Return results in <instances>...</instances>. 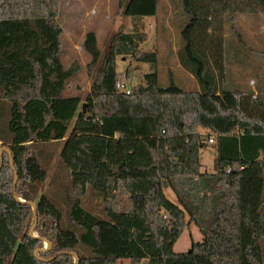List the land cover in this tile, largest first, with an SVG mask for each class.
I'll return each mask as SVG.
<instances>
[{
	"label": "trees",
	"instance_id": "obj_1",
	"mask_svg": "<svg viewBox=\"0 0 264 264\" xmlns=\"http://www.w3.org/2000/svg\"><path fill=\"white\" fill-rule=\"evenodd\" d=\"M117 1L132 31L104 52L86 32L90 60L66 66L60 0H0V151L11 152L0 157V264H76L75 254L79 264H264V0L262 12L245 0H168L166 16L186 23L181 66L199 89L162 86L152 72L130 93L116 60L157 65L141 28L160 0ZM84 70L90 91L66 95ZM210 139L213 173L200 161ZM57 142L69 181L58 170L42 192ZM88 186L101 210L87 205ZM192 223L203 241L176 253Z\"/></svg>",
	"mask_w": 264,
	"mask_h": 264
},
{
	"label": "rangeland",
	"instance_id": "obj_2",
	"mask_svg": "<svg viewBox=\"0 0 264 264\" xmlns=\"http://www.w3.org/2000/svg\"><path fill=\"white\" fill-rule=\"evenodd\" d=\"M251 2L255 4L258 12H262L260 6L263 5L264 1L251 0ZM167 3L168 0H160L158 17L145 18L141 28L148 34V39L141 45V49L144 51L156 50L159 56L157 65L140 62L131 57H117V70L125 75L123 83L128 89L143 83L144 75L152 72L158 73L159 82L162 86H169L175 83L182 89L189 91L197 90L199 87L198 81L181 66L177 52L178 47L180 48L183 44L181 32L186 23L180 21L178 24L175 23L171 13L166 16L162 10V5L164 7ZM60 4L62 10L61 25L63 27L62 41L65 52L64 62L66 66H69L76 59L85 66L90 60L89 54L82 48L86 32L93 30L97 33L99 47L104 52L115 33L120 31L131 32L133 29L134 18L125 15L123 9L118 8L117 0H60ZM176 18H179V16H176ZM262 21L261 24L264 30V20L262 19ZM252 34H256V29ZM253 81L251 80L252 83ZM91 83L92 77L90 74L86 70L81 71L72 87L66 92V95L79 93L84 98L91 89ZM75 86L79 88L75 89ZM61 148L62 142H57L50 146V150H53L55 154L49 165L48 177L44 184L41 185L42 192L51 185L50 182L55 172L65 169L60 161ZM216 158L217 150L212 143L201 149V171L215 172ZM62 174V181L68 183V170H63ZM88 190L87 205L97 204L98 210H101L103 207V202L100 201L101 197L92 196L94 193L91 192L90 186H88ZM164 191L169 200L179 204L172 188L165 187ZM186 219L187 221L189 220L188 214ZM203 239L204 235L199 227L192 223L184 230L179 240L175 243L174 251L176 253L187 252L194 244L202 242ZM47 241V239L44 240V247H47ZM122 264L131 263L129 260H124Z\"/></svg>",
	"mask_w": 264,
	"mask_h": 264
},
{
	"label": "water",
	"instance_id": "obj_3",
	"mask_svg": "<svg viewBox=\"0 0 264 264\" xmlns=\"http://www.w3.org/2000/svg\"><path fill=\"white\" fill-rule=\"evenodd\" d=\"M83 108H85V104L83 105ZM5 152L11 154L9 148H7V147L4 146V147L1 148V151H0V157H2V156L5 154ZM11 164L13 165V160H12V159H11ZM17 178H18V176H17V173H16V176H15V183L17 182ZM18 199H19V198H18ZM20 200H21V199H20ZM31 205H32V208H33V212L36 213V210H37L36 203L31 202ZM36 224H37V220L35 219V223H34V225H33L32 228H31L32 235L35 236V237H37V235L33 234V232L35 231ZM47 242H48V245H49V248H50V247H51V243H50V241H47ZM49 248H48V249H49ZM48 249H46V250H48ZM46 250L41 249V251H46ZM75 260H76V264H79V260H80V259H79V256H78L77 254H75Z\"/></svg>",
	"mask_w": 264,
	"mask_h": 264
},
{
	"label": "crops",
	"instance_id": "obj_4",
	"mask_svg": "<svg viewBox=\"0 0 264 264\" xmlns=\"http://www.w3.org/2000/svg\"><path fill=\"white\" fill-rule=\"evenodd\" d=\"M245 1H247V3H250L251 5L255 6V4L251 2V0H245ZM248 14L249 13L240 14V16L238 17V22L240 23V25L242 27H244L251 34V33H253V31H252V25L253 24L250 23ZM239 73L244 75V74H247L248 72L245 73V72L241 71V68H240ZM198 89H199V87H198ZM201 130L203 131V129H201Z\"/></svg>",
	"mask_w": 264,
	"mask_h": 264
},
{
	"label": "built area",
	"instance_id": "obj_5",
	"mask_svg": "<svg viewBox=\"0 0 264 264\" xmlns=\"http://www.w3.org/2000/svg\"><path fill=\"white\" fill-rule=\"evenodd\" d=\"M118 88L126 93H130L131 91V89H128L124 83H118ZM210 142H214V139H210Z\"/></svg>",
	"mask_w": 264,
	"mask_h": 264
},
{
	"label": "bare ground",
	"instance_id": "obj_6",
	"mask_svg": "<svg viewBox=\"0 0 264 264\" xmlns=\"http://www.w3.org/2000/svg\"><path fill=\"white\" fill-rule=\"evenodd\" d=\"M47 247H49V245H47Z\"/></svg>",
	"mask_w": 264,
	"mask_h": 264
}]
</instances>
